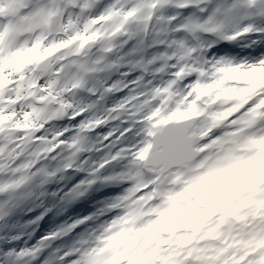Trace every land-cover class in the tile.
Listing matches in <instances>:
<instances>
[{"label":"snow or ice","instance_id":"snow-or-ice-1","mask_svg":"<svg viewBox=\"0 0 264 264\" xmlns=\"http://www.w3.org/2000/svg\"><path fill=\"white\" fill-rule=\"evenodd\" d=\"M101 2L0 0V222L121 189L0 264H264V0Z\"/></svg>","mask_w":264,"mask_h":264},{"label":"rangeland","instance_id":"rangeland-1","mask_svg":"<svg viewBox=\"0 0 264 264\" xmlns=\"http://www.w3.org/2000/svg\"><path fill=\"white\" fill-rule=\"evenodd\" d=\"M103 1H104V0H102V2H103ZM100 10H101V9L96 10V12H95L93 15H96ZM121 69L125 70L124 68H121ZM108 75H109V74L104 75V76H108ZM99 76H100V75H99ZM95 77H96V76L90 78L88 86L95 85V83L97 82V80H96ZM102 80H103V81H106V80H105V77H103ZM86 146H87V145H86ZM81 159L85 160L84 157H82L81 155H79V157H78V159H77V164H79V162H80ZM57 180H59V177L57 178ZM99 190H100V189H98L97 191H99ZM97 191H96V194H98ZM21 209H22V208H21ZM21 209H19V210H17V211H20ZM51 222H52V219L50 220V223H51ZM14 227H15L14 225H11V223H8V228H9L10 230H9V232L7 231L8 233H6V234H7V235H10L11 233H14V234H17V235H19V234H20V235H23V233H22V232H23V230H22L23 228H22V227H21V230H20V229H15L16 227H15V228H14ZM20 235H19V236H20ZM0 249H3V250H4V248H2V247H1Z\"/></svg>","mask_w":264,"mask_h":264},{"label":"bare ground","instance_id":"bare-ground-1","mask_svg":"<svg viewBox=\"0 0 264 264\" xmlns=\"http://www.w3.org/2000/svg\"><path fill=\"white\" fill-rule=\"evenodd\" d=\"M129 46H130V45H129ZM128 79H130V77H129ZM47 205H48V206H51L52 203H51V202H48ZM86 212H88L87 215H90V214L92 213V212H90V211H86ZM77 217H81V216H80V215L73 214V218H77ZM70 222H72V219L70 220ZM27 245H28L29 247H31V246H30V243H28ZM18 248L21 249L22 247L19 246ZM42 256H43L42 259L48 256L46 250L42 253Z\"/></svg>","mask_w":264,"mask_h":264}]
</instances>
